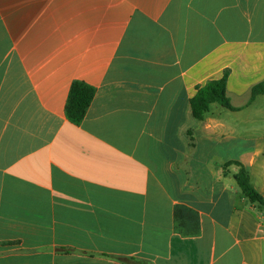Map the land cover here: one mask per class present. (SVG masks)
<instances>
[{
	"label": "crops",
	"instance_id": "crops-1",
	"mask_svg": "<svg viewBox=\"0 0 264 264\" xmlns=\"http://www.w3.org/2000/svg\"><path fill=\"white\" fill-rule=\"evenodd\" d=\"M262 83L264 0H0V264H264Z\"/></svg>",
	"mask_w": 264,
	"mask_h": 264
},
{
	"label": "trees",
	"instance_id": "trees-1",
	"mask_svg": "<svg viewBox=\"0 0 264 264\" xmlns=\"http://www.w3.org/2000/svg\"><path fill=\"white\" fill-rule=\"evenodd\" d=\"M229 74L226 72L220 80L209 82L198 90L197 95L191 100V110L194 118L202 120L208 112L212 103H219L223 107L231 108L229 99L226 95L227 81ZM254 95L264 94V83L258 85L253 90ZM96 95V89L84 82H74L71 86L69 97L66 104V115L74 124H80L85 119L87 111ZM235 179L242 193L251 202L259 206L264 205L263 198L252 187L250 175L245 168L235 175Z\"/></svg>",
	"mask_w": 264,
	"mask_h": 264
}]
</instances>
